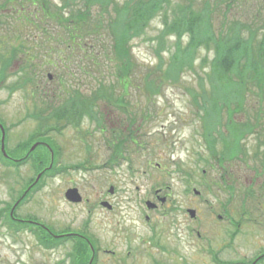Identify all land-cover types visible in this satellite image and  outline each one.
I'll return each instance as SVG.
<instances>
[{"label": "rangeland", "instance_id": "1", "mask_svg": "<svg viewBox=\"0 0 264 264\" xmlns=\"http://www.w3.org/2000/svg\"><path fill=\"white\" fill-rule=\"evenodd\" d=\"M51 1L64 6L66 0ZM115 1L122 5L126 0ZM205 1L173 0L150 20L140 36L120 42L114 49V62L121 71L129 63L125 58L133 57L132 85L123 89L120 74L118 79L115 76L117 68L106 65L102 56L101 62L112 74L107 73V84L117 81L115 100L129 106L126 113L115 104L100 101L104 131L100 129L102 124L88 114L78 126H64L61 132L37 127L39 122L29 113L47 107L45 101L54 94L64 98L74 88L91 96L99 85L97 73H91V61L79 47L64 45L70 29L66 27V31L58 21L47 17L37 21L9 18L7 24L1 20L0 122L9 128L5 150L13 153L18 143L46 133L60 154L53 166L52 158L44 161L46 155L39 153H35L38 161L31 156L18 168L0 162V264H78L73 247L80 237L97 244L94 264H213L212 254L227 264H250L264 254V165L263 158L255 157L261 148L258 135L248 134L237 149L230 151L218 129H225V135L227 125L234 128L245 116H231L222 108V117L217 118L214 108L207 119L221 121L211 131L204 121L205 97L215 93L222 98L221 103L230 102L225 99L229 92H213L209 82L214 77L208 74L213 69L215 45H198L192 69L176 79L166 78L157 93H148L137 83L146 82L150 70L159 67L164 74L168 64L172 65L179 38L173 33L163 36L164 21H171L180 4L201 10ZM79 7V13L84 11V4L79 3ZM223 7L228 14L225 10L214 16L215 21L212 19L218 42L231 32L226 29L220 35L222 22L228 17L234 18L230 21L250 23L253 29L260 16L254 25L257 31H253L258 33L256 41L263 37L264 0H239L230 9L226 2ZM67 8L71 7L64 10ZM110 10L115 19H133L127 9L118 13L111 6ZM92 16L91 26L101 15L93 9ZM241 33L246 39L250 34L249 29ZM18 37L28 45V53L11 62L9 49ZM101 42L110 43V36L103 34ZM51 43L62 50L51 51ZM180 44L187 48V33ZM25 58L30 60L23 64ZM6 64L11 66L3 70ZM223 77L230 81L237 76ZM150 90L155 91V87ZM248 100L253 103L251 95ZM249 108L253 110V104ZM107 138L114 142L110 147ZM113 152L118 162L112 160ZM11 156L19 162L18 156ZM70 187L79 189L82 202L67 200L65 192ZM157 189L165 201L157 198ZM105 200L112 209L102 205ZM148 200L161 206L150 208ZM188 208L195 209L194 217ZM152 226L158 228L155 235L149 231ZM257 264H264V258Z\"/></svg>", "mask_w": 264, "mask_h": 264}, {"label": "trees", "instance_id": "2", "mask_svg": "<svg viewBox=\"0 0 264 264\" xmlns=\"http://www.w3.org/2000/svg\"><path fill=\"white\" fill-rule=\"evenodd\" d=\"M74 1L66 0L64 6H58V4L53 3L51 0H0V24H2L1 20L5 23L9 18L20 21H34V19L37 21L39 17L41 19L47 17L50 20L58 21L66 31L70 29V32L68 31V38L62 41L64 45H68L71 48L79 47L86 56V59L91 61V65H89L91 73H97L95 75L97 81H99V85L90 92V95L92 94L91 96H88L85 92L83 93L80 88H74L64 98H61L59 94H54L49 101H45L47 107H39L35 110L36 112L29 113L30 117H33L39 122L37 127H44L43 129L48 132H61L64 126L70 124L78 126L82 123L85 114H88L91 118L94 117L99 124H102V127L99 128L101 131H104L105 124L103 122L101 107L99 106L100 101L110 102L112 105L115 104L118 109L126 113L129 112V106L125 107L123 100L122 102L115 100L113 93L117 87V81L111 84H107L106 82L108 77L107 73L108 75L112 74H109V68L101 62L102 56L106 65H112L114 69L115 67L117 68V64L114 62V49L120 47L119 44L121 41L124 40L127 43L129 38L135 35L140 36L148 26L150 20L158 12L160 13L164 6L169 7L173 2V0H126L121 5L115 0H78L76 3H73ZM237 1L239 0H207L201 10L193 8L192 5H178L179 7L177 6L172 17H170L171 21H164L163 27V36L173 33L179 38L177 52L173 55V61L171 62L172 65L169 66L168 64L167 72L165 71L166 73L164 74H162L163 72L159 67L155 70H150L149 75L147 74L148 80L146 82L137 81V83L139 88L142 87L148 93H157L160 91V86L166 78L171 76L169 80L176 79L186 69H192L198 45L210 47L214 44L216 55L214 56L213 69L208 74V77L210 75L214 76L209 80L211 88L213 87V92L227 91L231 95L225 98L230 101L229 103H226L225 100L221 103V97L215 93H213L212 97H205V103L203 105L204 109H206L204 121L205 123L208 122L207 125L210 131L214 129L216 122L221 121L220 119H214L213 122L211 119H207V114L209 111L214 110V108H216L217 118L218 116L222 117V108L229 110L231 116L238 113L244 115L245 118L241 120L240 124H234L236 127L232 128L231 125L226 126L228 130L227 134H223L225 129H218L220 138L223 144L225 143L226 149L232 151L240 146L241 140L248 134L253 133L258 135V147L261 148L256 150L255 157L263 158L261 164L264 165V35L256 41L258 33L255 32L257 31V27H254L260 16L254 21L253 29L250 23L248 25L246 23H239L240 20L237 17H235V20L237 18L239 21H230L234 18H226L228 21L223 20L222 24L224 25L220 35L226 29L231 30V32L227 33L220 42H218L217 37L214 35L216 33H213L214 23L212 19L215 21L214 18L218 14L225 12L226 8L223 6L226 2L228 9H230L232 4ZM79 3L85 6L84 11L81 13H79L82 9L79 7ZM69 6L71 8L64 10V7ZM111 6H114V11L118 13L123 9H127V14L133 18L132 21L128 22V20H125L124 22L122 19H115L114 16H110L112 14L110 13ZM93 9L99 11L101 17L91 26L90 21L95 18L92 16ZM5 13H8V15H4ZM226 13L228 14V10H226ZM107 14H109V17H106ZM263 19L264 16H261V21ZM66 27L69 29L67 30ZM243 29H249L250 34L247 39L241 33ZM116 31L119 32V35L116 34ZM43 32L47 34L46 30H43ZM184 33L188 34V45L185 50L180 44V39ZM103 34L110 36V43L101 42ZM43 37L40 35L42 41ZM17 41L9 49L10 57L8 60L11 62L28 53L26 50L28 45L20 37H18ZM96 41H100L102 46ZM50 49L51 51L62 50L60 46L57 47L52 43ZM85 56L83 60H85ZM28 59H22V63L26 64ZM125 59L129 62L126 68H123L121 71L117 68L115 71L117 79L119 74L122 78L119 83L123 89L124 86L132 85L136 65L131 62L133 61L132 56H127ZM9 66L11 65L6 64L3 70ZM233 73L237 76V80L234 78L230 81L224 80L223 75L227 76ZM203 80L204 78L202 77ZM218 82L221 83L220 87L216 85ZM153 86L155 87V91L150 90ZM250 95L253 98V103H250L253 104V110L249 108L248 97ZM133 117L134 115H131L129 119L132 121ZM4 126L7 135L9 128L5 124ZM116 131L114 129V133ZM44 134L45 136H32L29 141L18 143L13 153H9L6 149L8 155L0 149V162L18 168L23 161L29 160L31 156L34 157V160L38 161L35 153H39V155H46L44 161L52 158V161H54L53 165H55L60 151H58L57 144L49 139L46 133ZM216 140L217 138L215 137L213 143ZM107 141L109 147L114 144L111 138H107ZM1 143L2 141L0 139V145ZM123 143L120 145V149ZM35 145L36 147L33 149ZM112 154H114L112 160L118 162L117 153L113 152ZM11 155L14 157L18 156L19 162L15 163ZM120 157H122V153L119 154V159ZM110 163L113 165L112 161ZM39 239H42L41 235H39ZM90 244L94 246L93 240L87 237H80V241L74 244L73 249L75 250L78 264H89L93 254ZM95 262L96 257H94L92 264Z\"/></svg>", "mask_w": 264, "mask_h": 264}, {"label": "flooded vegetation", "instance_id": "3", "mask_svg": "<svg viewBox=\"0 0 264 264\" xmlns=\"http://www.w3.org/2000/svg\"><path fill=\"white\" fill-rule=\"evenodd\" d=\"M158 191V189L156 190V194H158L157 195V198L158 199H162V201H165L166 200V197H164V198H161L160 196H159V193L157 192ZM148 201H151V200H148ZM147 201V202H148ZM146 202V203H147ZM152 203L150 204V206H151V208H154V209H157L158 207H160L161 206V204H157V203H155V202H153V201H151ZM188 210V213L190 214L191 213V210H193L192 208H188L187 209ZM190 216H191V214H190ZM218 218H219V220H223V216L222 215H218ZM149 231H151L152 233H153V235H155V233L158 231V228L156 227V226H152L150 229H149ZM236 234V233H235ZM97 247V244H95V254H98V249L96 248ZM97 249V250H96ZM212 257H213V264H227L224 260H221V259H219L216 255H213L212 254ZM264 257L263 256H258V258H256V260L253 262V260L250 262V264H253V263H255V264H257V263H259V262H261L262 261V259H263ZM240 263H242V262H239V264Z\"/></svg>", "mask_w": 264, "mask_h": 264}, {"label": "water", "instance_id": "4", "mask_svg": "<svg viewBox=\"0 0 264 264\" xmlns=\"http://www.w3.org/2000/svg\"><path fill=\"white\" fill-rule=\"evenodd\" d=\"M0 128L2 129V133H3V138H2V148L4 150V139H5V129L3 127L2 124H0ZM110 192H113V187L110 189ZM66 197L68 200L72 201V202H80L82 201V196L79 192V190L77 188H71L66 192ZM150 204V203H148ZM104 206H107L109 208H111V205L108 202H103ZM191 215L194 217L195 216V210H191Z\"/></svg>", "mask_w": 264, "mask_h": 264}]
</instances>
